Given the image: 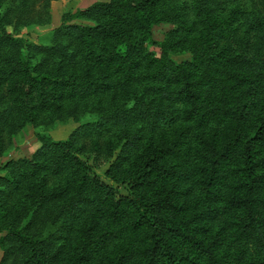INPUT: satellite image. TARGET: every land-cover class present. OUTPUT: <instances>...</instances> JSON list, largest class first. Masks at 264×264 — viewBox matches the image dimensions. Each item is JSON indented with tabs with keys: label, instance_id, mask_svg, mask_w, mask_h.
Segmentation results:
<instances>
[{
	"label": "trees",
	"instance_id": "trees-1",
	"mask_svg": "<svg viewBox=\"0 0 264 264\" xmlns=\"http://www.w3.org/2000/svg\"><path fill=\"white\" fill-rule=\"evenodd\" d=\"M49 3L0 0V153L87 118L0 162V264H264V0H94L17 35Z\"/></svg>",
	"mask_w": 264,
	"mask_h": 264
},
{
	"label": "rangeland",
	"instance_id": "rangeland-1",
	"mask_svg": "<svg viewBox=\"0 0 264 264\" xmlns=\"http://www.w3.org/2000/svg\"><path fill=\"white\" fill-rule=\"evenodd\" d=\"M91 1L94 0H50V21L44 24H29L20 26L17 31V35L25 36L33 40L39 39L44 41L46 39L44 35L52 26L59 22L60 14L64 10L72 11L76 7L85 6ZM168 26L169 25L166 23L154 25L151 29V38L156 41L160 40L164 30ZM148 47L155 53L158 52V48L155 44H150ZM92 97L93 96H89L87 98L91 99ZM63 102H65V100ZM39 117L43 120L42 122L34 125L26 123L9 137V143L7 145H10L2 153H0V162L7 157L28 155L32 152L39 144L35 132L45 133L53 139H62L79 120L87 118V116H84L79 118V120H76L73 118L61 119L59 117H55L53 121L49 122L47 119V112H40ZM2 172L3 170L0 169V173Z\"/></svg>",
	"mask_w": 264,
	"mask_h": 264
}]
</instances>
